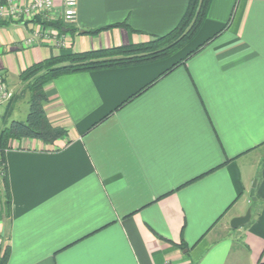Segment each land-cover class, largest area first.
I'll list each match as a JSON object with an SVG mask.
<instances>
[{
  "label": "crops",
  "instance_id": "crops-1",
  "mask_svg": "<svg viewBox=\"0 0 264 264\" xmlns=\"http://www.w3.org/2000/svg\"><path fill=\"white\" fill-rule=\"evenodd\" d=\"M189 2L79 0L73 31L49 27L58 44H27L36 22H0V74L13 98L0 116L12 118V86L22 88L27 68L166 35ZM179 50L46 86L47 116L68 135L5 151L6 264H264V0H211Z\"/></svg>",
  "mask_w": 264,
  "mask_h": 264
},
{
  "label": "trees",
  "instance_id": "trees-1",
  "mask_svg": "<svg viewBox=\"0 0 264 264\" xmlns=\"http://www.w3.org/2000/svg\"><path fill=\"white\" fill-rule=\"evenodd\" d=\"M210 3L211 0H190L179 24L168 34L153 37L148 42L83 53H69L46 59L23 71L19 76L23 87L18 98L29 95L27 118L23 121L10 120L8 109L0 116V187L5 191L7 205L10 206V195L4 155L7 149L12 148L13 142L21 139H35L48 147H54L59 141L67 138V130L64 127L53 125L47 116L46 107L50 99L46 86L50 82L62 75L146 63L165 58L194 38L205 21ZM44 26L58 28L62 34L64 28L74 30L72 26H64L61 22H44ZM119 26L121 25L117 24L82 33L95 35ZM174 68L175 66L169 71ZM8 257L9 250L2 252L0 248V264H6Z\"/></svg>",
  "mask_w": 264,
  "mask_h": 264
},
{
  "label": "built area",
  "instance_id": "built-area-1",
  "mask_svg": "<svg viewBox=\"0 0 264 264\" xmlns=\"http://www.w3.org/2000/svg\"><path fill=\"white\" fill-rule=\"evenodd\" d=\"M78 4L79 0H60V6H57L56 0H29L27 3L23 0H0V22H36L34 37L26 40V43L30 45L37 38H42L58 44V33L45 27L44 22L74 26L78 17ZM11 98L12 93L0 74V110Z\"/></svg>",
  "mask_w": 264,
  "mask_h": 264
},
{
  "label": "rangeland",
  "instance_id": "rangeland-1",
  "mask_svg": "<svg viewBox=\"0 0 264 264\" xmlns=\"http://www.w3.org/2000/svg\"><path fill=\"white\" fill-rule=\"evenodd\" d=\"M180 52H181L180 50L179 51L177 50L176 52H174L173 55L179 54ZM12 88L15 90V92L19 96L22 88L20 87L18 90L14 88V86H12ZM28 112H29V95L26 94L25 96L19 97L17 99V102L15 103V106H14V111L12 112L13 114L11 115L12 118L10 120L15 119V120L23 121L27 118Z\"/></svg>",
  "mask_w": 264,
  "mask_h": 264
},
{
  "label": "water",
  "instance_id": "water-1",
  "mask_svg": "<svg viewBox=\"0 0 264 264\" xmlns=\"http://www.w3.org/2000/svg\"><path fill=\"white\" fill-rule=\"evenodd\" d=\"M71 29L70 28H64V32H69ZM255 187H256V182H254L252 190H251V196L254 197L255 193ZM250 219V212L247 213L245 217L242 218H236L232 221V227L233 228H239L241 225L247 223Z\"/></svg>",
  "mask_w": 264,
  "mask_h": 264
}]
</instances>
